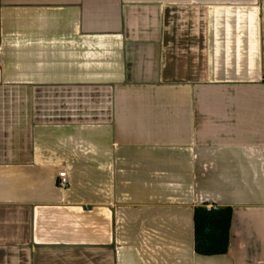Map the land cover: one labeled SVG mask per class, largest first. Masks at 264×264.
I'll use <instances>...</instances> for the list:
<instances>
[{
	"label": "crops",
	"instance_id": "0c3cea01",
	"mask_svg": "<svg viewBox=\"0 0 264 264\" xmlns=\"http://www.w3.org/2000/svg\"><path fill=\"white\" fill-rule=\"evenodd\" d=\"M0 61V264H264V0H0Z\"/></svg>",
	"mask_w": 264,
	"mask_h": 264
},
{
	"label": "trees",
	"instance_id": "16d2710c",
	"mask_svg": "<svg viewBox=\"0 0 264 264\" xmlns=\"http://www.w3.org/2000/svg\"><path fill=\"white\" fill-rule=\"evenodd\" d=\"M232 209L223 207L195 210V250L202 255L225 254L229 248Z\"/></svg>",
	"mask_w": 264,
	"mask_h": 264
},
{
	"label": "built area",
	"instance_id": "2783aa9c",
	"mask_svg": "<svg viewBox=\"0 0 264 264\" xmlns=\"http://www.w3.org/2000/svg\"><path fill=\"white\" fill-rule=\"evenodd\" d=\"M0 65H1V61H0ZM59 179H60V183L63 186H66L68 183V178H67V173L65 171H62L59 173Z\"/></svg>",
	"mask_w": 264,
	"mask_h": 264
},
{
	"label": "water",
	"instance_id": "95a60500",
	"mask_svg": "<svg viewBox=\"0 0 264 264\" xmlns=\"http://www.w3.org/2000/svg\"><path fill=\"white\" fill-rule=\"evenodd\" d=\"M1 73H2V69H1V67H0V82H1Z\"/></svg>",
	"mask_w": 264,
	"mask_h": 264
}]
</instances>
